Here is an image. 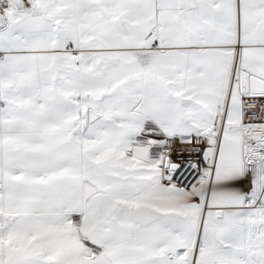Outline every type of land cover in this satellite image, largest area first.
Masks as SVG:
<instances>
[{"label": "snow or ice", "instance_id": "6c2138e0", "mask_svg": "<svg viewBox=\"0 0 264 264\" xmlns=\"http://www.w3.org/2000/svg\"><path fill=\"white\" fill-rule=\"evenodd\" d=\"M0 264H264V0H0Z\"/></svg>", "mask_w": 264, "mask_h": 264}, {"label": "built area", "instance_id": "2783aa9c", "mask_svg": "<svg viewBox=\"0 0 264 264\" xmlns=\"http://www.w3.org/2000/svg\"><path fill=\"white\" fill-rule=\"evenodd\" d=\"M184 155H185V157H187V155H188V154H187V153H185Z\"/></svg>", "mask_w": 264, "mask_h": 264}]
</instances>
